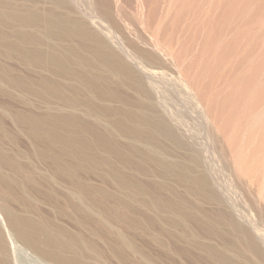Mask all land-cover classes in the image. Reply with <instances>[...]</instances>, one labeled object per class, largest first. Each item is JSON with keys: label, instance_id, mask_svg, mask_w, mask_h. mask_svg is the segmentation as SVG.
<instances>
[{"label": "bare ground", "instance_id": "6f19581e", "mask_svg": "<svg viewBox=\"0 0 264 264\" xmlns=\"http://www.w3.org/2000/svg\"><path fill=\"white\" fill-rule=\"evenodd\" d=\"M33 1L0 0V264H17L19 246L49 264H247L203 208L220 200L198 156L167 159L182 144L143 100V76L64 0Z\"/></svg>", "mask_w": 264, "mask_h": 264}, {"label": "rangeland", "instance_id": "374dc122", "mask_svg": "<svg viewBox=\"0 0 264 264\" xmlns=\"http://www.w3.org/2000/svg\"><path fill=\"white\" fill-rule=\"evenodd\" d=\"M64 1L73 19L107 41L117 59H124V66L134 71L131 74L143 76L147 90L143 100L150 97L155 114L166 119L182 144L179 148L166 144L167 159L184 162L189 155L198 156V173L220 200L203 208L223 217L222 225L247 264H264V1ZM102 1L103 9L98 5ZM37 3L43 10L53 8L42 0ZM3 61L30 74L22 64ZM16 93L20 100L14 107L25 110L20 103L25 97ZM34 104L36 111L44 110L42 103ZM229 215L246 230L249 241L255 239L252 243H257L261 257L245 246ZM19 247L15 256H22L15 257L17 264L27 260L26 264H49ZM183 260L179 264H186Z\"/></svg>", "mask_w": 264, "mask_h": 264}, {"label": "water", "instance_id": "95a60500", "mask_svg": "<svg viewBox=\"0 0 264 264\" xmlns=\"http://www.w3.org/2000/svg\"><path fill=\"white\" fill-rule=\"evenodd\" d=\"M100 1V0H99ZM98 5H102L101 7H102V9H103V7L105 6V3H103V1L101 2V3H98Z\"/></svg>", "mask_w": 264, "mask_h": 264}]
</instances>
